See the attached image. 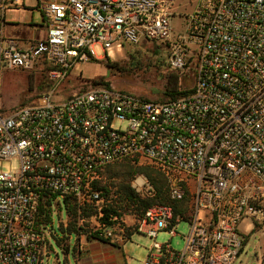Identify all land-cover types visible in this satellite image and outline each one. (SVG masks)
Returning a JSON list of instances; mask_svg holds the SVG:
<instances>
[{
  "label": "built area",
  "instance_id": "2783aa9c",
  "mask_svg": "<svg viewBox=\"0 0 264 264\" xmlns=\"http://www.w3.org/2000/svg\"><path fill=\"white\" fill-rule=\"evenodd\" d=\"M18 9L36 11L44 35L7 36L6 12ZM144 43L163 48L174 73L191 71L192 85L163 101L101 85L59 96L76 63L103 59L96 46L106 55ZM37 67L48 89L6 107L3 74ZM3 161L16 165L0 170V264H43L59 203L78 263L90 243L119 245L137 232L152 240L143 264H234L245 244L239 224L264 223V0H34L29 8L0 0ZM123 161L160 168L168 199L186 201L184 211L155 204L132 224L101 222L107 200L94 184ZM130 189L140 199L155 194L141 174ZM181 220L189 230L180 251L156 241L161 231L176 235Z\"/></svg>",
  "mask_w": 264,
  "mask_h": 264
},
{
  "label": "rangeland",
  "instance_id": "374dc122",
  "mask_svg": "<svg viewBox=\"0 0 264 264\" xmlns=\"http://www.w3.org/2000/svg\"><path fill=\"white\" fill-rule=\"evenodd\" d=\"M26 8L34 6V0H24ZM8 25L5 27L7 36L19 40L34 41L44 35L45 27L40 15L33 11L13 10L6 12ZM29 26V28H27ZM96 56H103V59L89 62L76 63L57 89L59 96L68 95L95 85L113 87L133 93L137 96L163 101L169 99L166 95L167 87H171L168 78L171 75L177 76L176 87L178 92L188 89L193 83L191 71L184 73H174L166 66V53L163 48H157L149 44L130 46L118 51L116 48L107 50L106 55L95 47ZM47 72L37 67L30 72L10 70L3 74L1 83V100L6 107H15L28 104L44 93L48 88ZM139 164L149 166L164 174L160 168L147 162L141 161ZM15 161H3L0 163V170L3 172L12 171L15 168ZM137 175V174H136ZM142 175V174H141ZM107 177V178H106ZM134 177V176H133ZM99 179L104 188L109 190L106 200L111 209H114L127 224H132L134 214L139 215L133 206H127L126 202H120L117 194H114L117 182L107 176L99 175ZM51 223L45 228V233L49 239L51 248L45 255L43 264H79L74 254V246L77 242L75 234H67L61 230V226L66 224L67 217L62 203L52 206L50 209ZM189 225L185 220L176 226V235L170 236L166 231H161L156 237L158 243L170 242L173 250L180 251L184 241L182 236H186ZM241 238L245 241L243 250L234 264H264V223L253 226L251 221L245 220L238 226ZM108 243L109 242H103ZM68 251L66 252V245ZM99 248H105L101 242ZM152 240L137 232H133L130 238L119 244V248L113 247L112 254L119 264H143L147 256ZM89 245V246H90ZM90 248V247H89ZM90 251V250H89Z\"/></svg>",
  "mask_w": 264,
  "mask_h": 264
},
{
  "label": "trees",
  "instance_id": "16d2710c",
  "mask_svg": "<svg viewBox=\"0 0 264 264\" xmlns=\"http://www.w3.org/2000/svg\"><path fill=\"white\" fill-rule=\"evenodd\" d=\"M176 79L177 76L171 75L170 78H168L169 84L172 83L171 87H167L166 89V95L169 97V99L175 98L182 94L183 92H178L176 87ZM25 105V104H22ZM136 174H142L146 177L148 182L153 186L155 194L153 197L149 199H140L134 195L132 190L130 189V182ZM102 177L105 175H108V178L117 180L116 183L112 184L115 187L114 194H117L120 202H126L127 206L130 205L133 206V210H135L139 215H136L137 217H140L143 212L150 206L155 204H161V205H170L173 208L174 215H177L178 213H181L185 209L186 201L176 204L172 203L168 197H167V187H166V180L165 177L162 176V174L146 165L132 163L129 161H123L115 164L108 165L104 168V170L100 173ZM107 178V177H106ZM101 183V180L98 179L95 182V186L97 189L101 190L102 194L106 197L109 190L107 188H104L102 185L101 187L99 184ZM73 209L72 207H69V212H71ZM103 217L100 219L101 222L106 223L107 225L112 224V221L109 219L114 216H119V214L114 210L111 209L110 205L107 204L106 207H103ZM73 229V224H70V226L67 228L68 232H70ZM96 236V235H94ZM102 242H108L107 240H102ZM66 247V252H67Z\"/></svg>",
  "mask_w": 264,
  "mask_h": 264
},
{
  "label": "crops",
  "instance_id": "0c3cea01",
  "mask_svg": "<svg viewBox=\"0 0 264 264\" xmlns=\"http://www.w3.org/2000/svg\"><path fill=\"white\" fill-rule=\"evenodd\" d=\"M105 248H99V244H92L88 253L80 259L79 264H119L118 260L111 252L113 247L119 248V245L102 243Z\"/></svg>",
  "mask_w": 264,
  "mask_h": 264
}]
</instances>
